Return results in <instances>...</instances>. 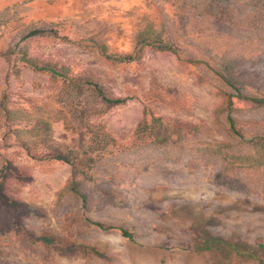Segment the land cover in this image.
<instances>
[{
    "label": "rangeland",
    "instance_id": "rangeland-1",
    "mask_svg": "<svg viewBox=\"0 0 264 264\" xmlns=\"http://www.w3.org/2000/svg\"><path fill=\"white\" fill-rule=\"evenodd\" d=\"M150 23L178 55L106 58ZM229 57L264 97V0H0V264H264V107L235 100L230 131Z\"/></svg>",
    "mask_w": 264,
    "mask_h": 264
},
{
    "label": "trees",
    "instance_id": "trees-1",
    "mask_svg": "<svg viewBox=\"0 0 264 264\" xmlns=\"http://www.w3.org/2000/svg\"><path fill=\"white\" fill-rule=\"evenodd\" d=\"M147 28L140 32L137 36L136 40V46L134 51L131 54H127L124 56H119L116 58H113L110 55H106L107 59L117 60L119 62H133V61H140L144 50L148 47H151L152 49L160 52H172L176 55H178V49L172 45L164 43L162 40L159 39L157 33L153 29L154 25L149 24L146 26ZM45 32L44 29H33L28 31L24 34V39L34 38L37 36H41ZM104 54H106V48L103 47ZM22 60L29 64L31 67H33L35 70L38 71H47L51 73L54 76H60L62 78H65L68 80L72 85L78 86L79 83L83 82L85 84H88L89 86H92L97 95L107 104L109 105H123L127 102V98H121V97H113L106 89L100 84L99 81H93L89 79H85L83 81H79L77 79L71 78L68 75V71L64 69L62 72H59L55 69L53 66L49 65H38L33 59L27 56L26 52H23ZM190 62L194 64L200 63V61L197 60H190ZM217 67H211V70L220 78V80L223 82L225 87L229 89V91H222V98H223V109L227 113V122L230 127V131L236 135L239 138H243L241 132L236 127V120L233 117V112L235 110V100H238L240 102L250 103L257 107H264V97H257V96H251L246 92V87L244 82L241 80V77L239 76V66L240 62L235 57H229V58H223L220 59L217 63ZM146 115V114H145ZM152 126L149 127L146 118L143 119V121L138 125V128L136 130V136L138 139L140 138V133L145 132L148 128H153L157 124H161L163 126V121L161 118H152ZM56 160L59 161H65L67 162L68 159L66 156L62 155L61 153L57 154L55 157H53ZM72 191L78 195L80 198L85 200V196L80 193L78 189V185L76 183H72ZM14 206H18L14 203ZM96 225L100 226V223H95ZM122 236L125 238H128L131 241H134V235L129 232L126 229L120 228L119 229ZM85 252L90 254H99L98 251L93 247H83Z\"/></svg>",
    "mask_w": 264,
    "mask_h": 264
}]
</instances>
